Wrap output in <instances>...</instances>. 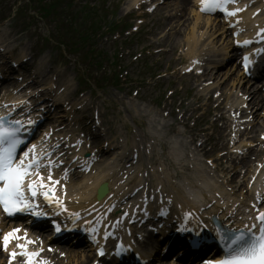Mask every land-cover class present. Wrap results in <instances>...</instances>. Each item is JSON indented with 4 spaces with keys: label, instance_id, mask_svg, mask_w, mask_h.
I'll return each mask as SVG.
<instances>
[{
    "label": "snow or ice",
    "instance_id": "6c2138e0",
    "mask_svg": "<svg viewBox=\"0 0 264 264\" xmlns=\"http://www.w3.org/2000/svg\"><path fill=\"white\" fill-rule=\"evenodd\" d=\"M236 0H201V10L205 12L215 11L220 9L229 16H235L243 9L237 8L234 11H228L226 5L235 3ZM264 33V29H261ZM245 44L250 41H245ZM247 57H245V67L247 68ZM2 117H0V205H3L4 211L8 214L15 212H23L34 207L30 198L25 195V182H27V190L30 192L31 199H34L42 192L45 199H49L53 194V190L43 191L47 185L44 184V177L40 173L41 162L37 155L34 154L36 146L25 151L22 156H17V149L22 144L18 133L24 127L20 121H15L16 127L5 126ZM29 121V124H32ZM36 179H30L31 177ZM48 179L51 181V173ZM54 183H59L55 181ZM51 202V201H49ZM59 203V201H57ZM37 215L38 213H33ZM260 221L258 229L259 235H253L250 239L245 240L244 235L230 238L227 255L220 260L209 262V264H264V212H260L256 217ZM253 228L256 225L252 226ZM15 229L4 236V247L10 242V238L15 237ZM56 231H60L57 225ZM18 239V237H16ZM235 245V247H232ZM23 248L24 245H18ZM17 253H11L15 258ZM29 257L28 264H32L31 257L37 256L38 253H22ZM100 255H104L103 249L100 250Z\"/></svg>",
    "mask_w": 264,
    "mask_h": 264
},
{
    "label": "bare ground",
    "instance_id": "6f19581e",
    "mask_svg": "<svg viewBox=\"0 0 264 264\" xmlns=\"http://www.w3.org/2000/svg\"><path fill=\"white\" fill-rule=\"evenodd\" d=\"M175 36V35H174ZM253 100L255 101V99L253 98Z\"/></svg>",
    "mask_w": 264,
    "mask_h": 264
}]
</instances>
